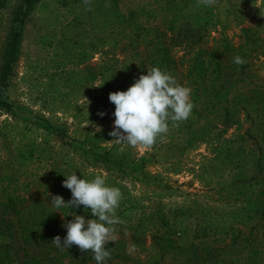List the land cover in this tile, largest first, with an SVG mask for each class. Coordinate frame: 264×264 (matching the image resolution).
I'll list each match as a JSON object with an SVG mask.
<instances>
[{
	"label": "rangeland",
	"instance_id": "rangeland-1",
	"mask_svg": "<svg viewBox=\"0 0 264 264\" xmlns=\"http://www.w3.org/2000/svg\"><path fill=\"white\" fill-rule=\"evenodd\" d=\"M16 1L0 0V52L7 33L9 11ZM117 6L124 13L136 12L138 20L146 26L153 25L172 38L175 41L172 47L175 56L194 50L199 45H211L221 35L236 43L241 26L253 27L257 23V28L261 30L264 25V0H217L212 7L198 5L194 0L180 11H166L163 0H117ZM69 18L70 14L52 0H39L23 26L18 57L8 80L6 95L12 105L11 110L0 111V202L5 199L6 193L17 195L20 199L28 195L37 199H47L48 194L57 195L53 191L51 178L56 167H64L59 162L63 156V141L37 127L36 116L64 126L67 136H76V124L71 118L74 107L88 106L98 101L107 112V126L111 130L114 128L115 105L110 102L109 93L120 91L116 89L120 77L115 76L117 80H112L108 75L100 77L97 66L110 68L122 54L118 49L106 53L97 50L90 60L83 63H77L73 54L64 57L69 51L58 40L62 32L69 31L63 30ZM89 28V24L83 22L77 31L82 37ZM184 30L187 36H180L179 33ZM232 57L227 55L221 59L226 69L222 68L218 77L211 72L207 78L208 81L213 80L210 82L218 88L219 102L234 97L239 99L238 109L234 113L238 121L222 134L227 138L246 135V129L251 125L240 109L241 104L248 100L254 102L255 106L264 107V54L253 55L247 65L240 68L233 67ZM90 71L97 72L91 82L85 80ZM214 120L213 114L206 115L205 119L203 117L195 124L192 136L177 133L175 123L169 121V131L158 138L155 149L116 143L114 137L99 143L101 147L116 152L128 146L135 156L144 159L153 151L155 158L150 159L146 169L159 172L171 183L179 185L177 192L170 196L144 195L135 174L110 171L117 176L119 184L116 187L122 193L118 207L122 223L116 224L115 230L129 232L140 214L161 211L168 218L172 236L185 245L196 239V231L201 229L204 219L208 217L225 225L252 223V220H242L240 224L234 219L235 214L243 211L239 204L227 202L224 197L227 191L219 188L223 183L244 174L261 178L264 188V142L249 138L246 142L252 148V155L239 166L221 167L211 152L216 137L209 125ZM94 125L84 123L80 127ZM28 149L33 150L30 158L25 157ZM43 149L44 152L40 154ZM71 156L77 158L76 154ZM160 156L165 159L162 160ZM100 169L104 175L106 172ZM259 198L262 200L263 218L260 225L250 231L248 238L251 244L228 246L209 254L205 253L208 249L192 251L191 247H186L179 254L169 251L164 263L264 264V194ZM2 210L0 203V257L5 254L2 252L4 247L10 245L9 258L3 264H25V259L31 254L39 264H96L91 259L93 254L90 251L83 252L76 245H73V250H67L56 247L50 241L51 249L40 246L38 252H32L33 245L21 246L15 226H10L14 222L12 214L2 213ZM83 214L79 208L69 212L68 219L60 214L59 217L63 221L73 220V215L88 219ZM247 233L245 230L243 236ZM251 245L256 248L253 261L249 251ZM105 248L110 252V257L103 264H150L145 261L142 251L127 240L109 242ZM117 252L122 254V258L116 257Z\"/></svg>",
	"mask_w": 264,
	"mask_h": 264
},
{
	"label": "trees",
	"instance_id": "trees-1",
	"mask_svg": "<svg viewBox=\"0 0 264 264\" xmlns=\"http://www.w3.org/2000/svg\"><path fill=\"white\" fill-rule=\"evenodd\" d=\"M38 1L17 0L9 11L7 33L0 52V111L11 110L12 105L6 95L8 80L18 57L23 26ZM52 1L70 14V18L63 25V30L68 29L69 31L62 32L58 40L62 47L69 51L64 54V57L73 54L77 63H83L90 60L97 50L106 53L118 49L122 54L120 59L114 60V66L110 65V68L97 66L100 77L108 75L112 77V80L116 79L115 76L120 77V83L116 89L126 91L141 74H147L148 68L153 66H158L173 77L178 75L176 80L191 89L190 98L193 107L186 120L175 123V131L192 136L195 124L203 117L205 119L206 115L213 114L215 120L210 122L209 127L214 131L216 144L211 152L212 157L219 162L221 167L239 166L246 161V157L252 155V148L246 142L249 138L264 142V107L255 106L254 102L248 100L240 106L245 118L251 123L246 129V135L238 134L233 138L222 135L229 126L238 121L234 113H236L235 109H238L239 99L234 97L219 102L218 88L210 82L213 80H207L209 73L212 72L218 77L222 68L226 69L221 61L224 56H233L232 61L237 55L243 58L246 63L242 66L233 62V67L240 68L247 65L253 55L264 54V25L261 30L257 28V23L253 27L241 26L236 43H232L221 35L211 45H199L194 50L175 56L172 50L175 41L172 38L153 25L146 26L138 20L136 12H121L117 6V0H90L89 4H85L84 0ZM163 2L166 11H180L194 0H163ZM83 22H87L90 28L81 37L77 29ZM179 35L187 36L186 30L180 32ZM73 36L75 38H72ZM96 73L90 71L89 77L85 80L91 82ZM100 112L104 115H99ZM106 113L104 106L98 101L88 106H75L71 118L76 124L74 131L77 135L71 137L67 136L64 126L51 123L41 116L35 117L37 127L42 128L46 134L63 141V156L59 162L64 167L58 166L54 170L51 178L53 191L64 200L71 199L70 189L63 186L66 176L76 172L78 177L90 180L96 174H102L100 169L102 168L106 172L104 174L106 183L110 186L116 187L119 184L117 176L110 172L116 171L121 174H135L144 195L165 197L175 194L179 185L171 183L159 172L146 169L150 159L155 158L153 151L147 154V159H144L135 156L128 146L116 152L99 145L112 137L109 135L112 130L107 126ZM84 123H95L96 125L80 127V124ZM97 125L100 126L101 131H95ZM158 138L156 142L159 141ZM156 142L151 148L155 149ZM44 150H41L40 154ZM32 154L33 150L28 149L25 157L30 158ZM69 154H76L77 158L74 159V156L70 157ZM160 157L162 160L165 159L164 156ZM219 189L227 191L224 196L227 202L240 205L239 208L243 213L235 214L234 219H237L236 221L240 224L242 220H252V223L248 225L242 223L241 226L225 225L223 222H215L214 218L208 217L204 219L201 229L196 231L197 236H194L196 239L183 245L172 236L171 225L168 224L166 214L156 211L140 214L129 232L115 230V241L127 240L130 245L142 251L145 261L150 264H166L164 259L167 258L169 251L179 254L186 247H191L192 251L208 249L205 253L209 254L228 246L238 247L247 242H249L248 245L251 244L248 238L250 231L259 226L263 218L262 200L259 198L264 194L262 179L256 178L254 174H244L223 183ZM46 197L47 199H37L28 195L25 199H20L17 195L6 193L5 199L0 202L2 213L9 212L14 218L10 226H15L20 245L24 247L33 245L34 251L32 252H38L40 246H47L51 249L52 245L49 243L57 235H63L61 240L66 237L67 229L64 224L67 220L63 221L61 217L68 219L69 212L80 208L88 219L95 218L83 205L79 208L64 206L57 209L50 203L52 196L48 194ZM116 215L118 217L120 215L118 209ZM245 230L248 233L244 237ZM208 235L211 236L208 237ZM9 246L4 247L2 252L5 254L0 257V264L9 258L7 254L10 251ZM73 249L72 246L67 250ZM249 251L253 261L256 248L252 247ZM116 254V257L122 258V254L118 252ZM91 259L94 260V258ZM24 262L25 264H39L33 254Z\"/></svg>",
	"mask_w": 264,
	"mask_h": 264
},
{
	"label": "clouds",
	"instance_id": "clouds-1",
	"mask_svg": "<svg viewBox=\"0 0 264 264\" xmlns=\"http://www.w3.org/2000/svg\"><path fill=\"white\" fill-rule=\"evenodd\" d=\"M84 2L89 4L90 0ZM216 3L217 0H197L198 5L206 7ZM233 62L240 66L246 63L238 55ZM190 97L191 89L180 84L170 73L158 66L148 68L147 74H141L126 91L109 93V100L115 105L114 128L109 135L116 143L151 148L158 137L169 131V121L178 123L190 116L193 107ZM98 114L104 115L103 112ZM95 131H101L100 126H95ZM63 186L70 189L71 199L65 202L61 196L52 195L50 203L57 209L83 205L95 218L73 215V220L64 224L67 235L63 242L57 235L52 243L67 249L76 245L81 251H90L96 264H103L110 257L105 245L116 240L113 226L122 223L116 215L121 191L108 185L103 174H96L89 180L74 172L66 176Z\"/></svg>",
	"mask_w": 264,
	"mask_h": 264
}]
</instances>
